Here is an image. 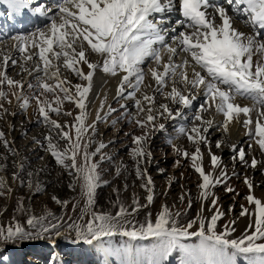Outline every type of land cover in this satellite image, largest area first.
<instances>
[{"label":"snow or ice","instance_id":"obj_1","mask_svg":"<svg viewBox=\"0 0 264 264\" xmlns=\"http://www.w3.org/2000/svg\"><path fill=\"white\" fill-rule=\"evenodd\" d=\"M0 3L13 13L27 10L46 21L44 27L30 33L12 35L9 50L0 49V119L8 114L4 102L11 104L10 97L24 111L35 101L40 122L49 129L46 151L73 177L69 187L73 190L78 187L84 202L78 221L68 225L75 232L74 243L96 244L119 256L120 264H168L177 252L181 254L180 264H264V200L252 193L253 183L247 177L244 182L250 194L246 200L254 208L250 212L242 206L240 214L254 220L240 237H234L235 228L227 225L222 232L217 230V222L224 215L219 208L210 218L200 215L184 225L179 222L180 213H173L167 205L162 206L155 220L149 213L143 223L133 222L129 217L147 206L140 205L137 199L133 200L136 207L132 212L123 204L115 215L97 211L96 190L104 183L100 161L106 158L100 154L107 145L97 143L92 137L96 134V123L107 122V117L117 111L108 106L107 113L100 114L107 97L100 105L96 122L87 123L88 96L96 71L120 76L117 102L131 100L136 109L133 115L128 112V105L122 103L123 115L131 116L129 123L147 129L144 135L132 137L135 147L130 155L136 162L137 177L146 181L141 186L148 192L146 199L151 204L153 181L146 167L141 168L151 157L146 151L149 132L165 130L163 123H156L158 117L188 120L184 110L191 111L194 101L202 97L191 118V127L180 124L178 128L179 134L196 146L195 151H176L190 159L192 168L201 177L200 199L206 201L212 196V207H216L218 197L211 189L226 183L230 177L226 169L219 176L204 170L200 145L209 143L207 134L215 121L203 114L214 111L222 115L220 127L225 133L233 122L242 123L249 138L264 152V0H56L55 7L47 0H0ZM173 13L180 16L176 22L179 32L172 24ZM237 19L252 30L251 34L234 26ZM169 33H175L171 43L166 39ZM12 50L18 55L13 56ZM90 54L100 59L93 62ZM148 62L150 66L146 68ZM17 66L20 75L27 74L31 79H14L8 69ZM62 70L70 71L86 84L72 85ZM149 74L155 81L154 87L145 84ZM147 88H153L154 93L179 107L175 111L167 103L157 107L156 96L149 95ZM237 98L250 101L251 106H242L236 102ZM65 102L74 103L80 110L71 125H61L52 117V114L72 115L63 111ZM116 123L114 120L113 126ZM59 141L66 142V147L61 149ZM0 142L17 154L9 147L3 131ZM168 143L172 144L173 140L169 139ZM92 144L97 145L95 151H89ZM216 147L221 144L217 143ZM232 151L234 161L238 158L253 169L258 164L264 167V162L255 157L249 164L243 147L237 149L232 145ZM97 155L100 161L95 160ZM211 164L214 169L219 168L220 158L211 155ZM4 167L0 165V171ZM18 167L21 172L24 170L23 164ZM28 176L32 177L33 173L29 172ZM14 179L20 178L14 176ZM20 182L24 183L22 179ZM27 186L35 192L43 191L40 183L32 179L27 181ZM226 190L234 191L231 187ZM6 191L11 192V188L0 177V196ZM53 200L64 207L68 203L56 197ZM17 210L28 211L22 201L18 202ZM61 220L50 211L39 216L29 214L26 226L19 221L0 225V241L15 243L58 237L62 235ZM117 236L127 238L122 247L111 244ZM193 240L196 242H190Z\"/></svg>","mask_w":264,"mask_h":264},{"label":"rangeland","instance_id":"obj_2","mask_svg":"<svg viewBox=\"0 0 264 264\" xmlns=\"http://www.w3.org/2000/svg\"><path fill=\"white\" fill-rule=\"evenodd\" d=\"M0 12L7 14V5H3ZM29 18L35 19L37 22L39 20L35 17ZM33 28L21 27V24L17 27L15 22L7 30L2 23L0 25V38H4L1 39L5 43L4 50H9L11 45L9 38L12 35L26 34ZM251 31L248 32L251 34ZM148 66H150V62L145 65L146 68ZM8 72L14 79L24 81L31 79L28 78L27 74H19V66L16 68L9 67ZM63 72V75L69 80L72 79L73 84L79 83L76 81L77 77L70 71L63 70ZM25 87L27 88L26 84ZM157 97L159 99L161 96L157 95ZM10 98L12 99L11 104L4 102V108L8 110V114L0 119V131L5 133L9 147L17 154L14 155L13 152L8 151L0 142V165L5 166L4 170L0 171V177L6 182L7 188H11V192L6 191L4 196H0V225L7 226L19 221L26 226L29 214L34 213L39 216L50 211L55 217L62 218V235L58 237L53 235L51 238L45 239L17 240L15 243L0 241V264H120L119 256L109 254L108 251L106 253L103 248L96 244L88 245L83 242H73L75 232L71 231L68 225L78 221L83 208L84 202L80 197L79 188L73 190L69 187L73 177L69 176L68 172L60 167L54 157L46 151L47 141L45 137L49 135V129L40 122L42 118L38 114L35 101H32L31 106L27 111H24L14 97ZM202 99L201 97L191 111L184 110L188 114V120L174 121L158 117L156 123H163L165 130L157 129L149 132L146 151L151 153V157L149 162L141 164V168L146 167L147 175H150L153 181L152 194L154 199L151 204H148L146 199L148 192L141 186L146 181L137 177L136 162L130 155V150L135 147L132 137L144 135L147 129H141L134 122L129 123L131 116L123 115L125 109L121 108L122 103L128 105V112L136 115L133 101L121 99L117 102L116 98L111 101V107L117 111L107 117V122L97 123L96 134L92 137L97 143L102 142L107 145L100 154L106 158L100 161V155L95 157L96 161H100V174L104 182L96 190L97 211L110 212L115 215L120 204H123L129 212H132L136 207L133 200L137 199L140 205L147 206L141 207L134 216L129 217L133 222L143 223L149 213L155 220L157 214L162 210V206L167 205L173 213H180L178 219L180 224L184 225L191 220H197L201 213L202 216L210 218L219 208L224 215L217 222V230L222 232L224 226L227 225L229 228H235L234 237H240L243 234L237 233L239 222L244 217L240 213L243 208L250 210L252 205L246 200V196L250 194L249 188L246 184L242 186V182L247 177L252 181L254 189L264 191V167L253 169L242 164L238 158L235 161L227 159L224 169L227 170L230 178L226 183H221L211 189L215 197H218L216 207H212V196L206 201L200 199L201 189L198 185L202 183V179L192 168L190 159H185L176 151V149L189 153L195 151L196 146L186 136L180 135L178 128L180 124L191 127V118ZM169 107L175 111L179 106L171 103ZM63 111L71 112L72 115L56 116L52 114V117L61 125H71L75 116L79 114L78 108L70 102L64 103ZM139 118L144 119L143 116ZM222 119H224L223 116ZM114 120L117 121L115 126H113ZM196 123L199 124V121ZM208 138L211 146H208L209 143L201 144V151L205 153L207 148L211 147L215 156L225 160L224 157L228 152L221 147H216V144L220 143L221 136L210 137L208 135ZM54 139L57 138L54 136ZM169 139L173 140L172 144L168 143ZM59 144L61 149L66 147L64 141H59ZM96 146V144H92L89 151H95ZM261 154L264 162V152L261 151ZM228 155L233 157L234 153L231 152ZM20 164L24 166L22 172L18 167ZM204 170L208 173L205 167ZM29 172L33 173L32 177L28 176ZM211 173L219 176L221 171H215V173L211 171ZM14 176H18L20 179H14ZM21 179L24 181L23 184L20 182ZM29 179H32L34 183L39 182L43 191L35 192L34 189H29L27 186ZM228 187L234 191H227ZM182 196L183 200H181ZM53 197L60 201H67V206L64 207L56 203ZM189 198L191 199V207H189ZM21 201L24 208L28 210L26 213L17 210L18 202ZM78 201L79 204H77ZM126 242L127 238L117 236L113 238L111 244L113 247H122ZM190 242L194 243V240ZM180 260L181 254L173 253L168 264H180Z\"/></svg>","mask_w":264,"mask_h":264},{"label":"bare ground","instance_id":"obj_3","mask_svg":"<svg viewBox=\"0 0 264 264\" xmlns=\"http://www.w3.org/2000/svg\"><path fill=\"white\" fill-rule=\"evenodd\" d=\"M47 3L51 4L53 7H55L56 0H47ZM3 5H6V4L0 3V8L3 7ZM29 17H35L39 20L37 22V21H35V19L33 20L32 18H29ZM179 19H180L179 13H173L172 14V24L176 25V32H179L181 30L180 26L176 24V22ZM15 22H16L17 27L19 26V24H21V27H25V28L26 27L27 28L34 27L33 29H31L29 32H26V33H30L32 31L36 30L37 28H42L45 26V23H46L44 18L37 17L27 10H25L22 13H13L8 8L7 14L0 12V23L1 24L3 23L7 30ZM234 26L236 28H238L240 31H243V32L250 34V32H248V31H250L251 29L246 27L244 24L240 23L238 19H237V22L234 24ZM166 27H167V25H166ZM13 31H15V30H13ZM6 34H8V32H6ZM174 35H175V33H169L166 36L168 43H171V38ZM8 38H9V36H8ZM8 38H5V39L8 40ZM1 39H4V38L3 37L0 38V49H4L5 43L2 42ZM12 55L16 56L18 54L14 50H12ZM89 59L91 61L95 62V61H98L100 58L94 54H91V55H89ZM254 59H255V57H254ZM83 67H84L85 72H87L88 69H87L86 65H83ZM62 72H63V70H62ZM70 81H72V79ZM76 81H79L80 84H86L85 81H82L79 78H77ZM119 82H120V76L111 77L109 75L104 74L100 70L96 71L95 76H94V80H93V88H92L90 95L88 96V102H87L88 103L87 110L90 114L89 119L87 121L88 124H92V123L96 122L97 113L100 109L101 103L103 101H105V97H107V101H106L103 112H101L100 114L103 116L107 113L108 106H111V104H112L111 101L115 98L117 99V88H118ZM149 83H151L153 85V87L155 86V81L151 79L150 74L148 76H146V79H145V84H149ZM71 84L75 85V84H73V82H71ZM178 87H180V86L178 85ZM145 90L147 91V93L149 95L154 94L156 96L157 107H158V105H160V103H167V104L171 105V102L169 100H166L162 95H160L159 93H154L153 88H147ZM167 90H170V88L166 89V91ZM157 95H160L161 97H159V99H158ZM138 97H139V94H138ZM200 98L201 97H198L197 100L194 101V105H196L199 102ZM236 102L241 104L242 106H245V105L251 106V102L248 100L237 98ZM78 111H80V110L78 109ZM252 115H253V119H255L256 113H253ZM205 118L213 119L215 121V124L209 130V133L207 135H209L210 137L211 136L216 137V136L220 135L221 139L219 142L221 144V148L224 149L226 152H228V154H230L231 152L233 153L232 145H236L237 149H239L240 147L244 148V150L246 152V157H247L246 160L248 161V163L251 162V159L253 157H255L258 161L263 162V159H262L263 157H262L261 150H260L259 146L256 145L254 143V141H251V139L247 135V129L242 125V123L233 122L229 126V131L227 133H225L222 130V128L220 127V124L223 121L222 115H219V114L215 113L214 111H211L209 114L205 115ZM97 125L98 124L96 123V127H97ZM89 135H91V133H89ZM208 146H211V143H209ZM228 154L226 155V157H224L225 160L223 158L219 157L220 158V167L214 169L212 167V164H211V155H214V151L211 149V147L209 149L207 148V152L203 153V166L205 167V169L207 170L208 173H211V171H213L214 173H215V171L220 172L221 170L224 169V164H225V161L227 159L233 160V157L231 155H228ZM261 167H262V165L258 164L256 168L259 169ZM237 179H238V177H237ZM244 185H245V182L243 181L242 186H244ZM252 193L257 198L264 200V191H260L259 189L253 188ZM253 208H254V206L252 205V207L249 211L251 212V210ZM201 215H202V213H201ZM253 219H254V217L244 215L242 220L239 222L240 225H239V228L237 230V233H239V234L244 233L245 230L248 229V226L253 221ZM104 251L107 253V251L105 249H104Z\"/></svg>","mask_w":264,"mask_h":264}]
</instances>
